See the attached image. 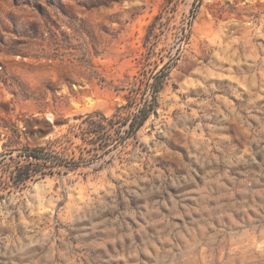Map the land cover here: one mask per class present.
<instances>
[{
    "label": "rangeland",
    "instance_id": "1",
    "mask_svg": "<svg viewBox=\"0 0 264 264\" xmlns=\"http://www.w3.org/2000/svg\"><path fill=\"white\" fill-rule=\"evenodd\" d=\"M0 264H264V0H0Z\"/></svg>",
    "mask_w": 264,
    "mask_h": 264
},
{
    "label": "trees",
    "instance_id": "2",
    "mask_svg": "<svg viewBox=\"0 0 264 264\" xmlns=\"http://www.w3.org/2000/svg\"><path fill=\"white\" fill-rule=\"evenodd\" d=\"M149 106H151V102L149 103ZM137 116L140 117V121L138 123L139 125H142L148 117L147 114H143V110H140L139 114ZM131 127H133V126H131ZM134 130L135 129H133V131ZM32 157L35 159H40V156L38 154H32Z\"/></svg>",
    "mask_w": 264,
    "mask_h": 264
}]
</instances>
